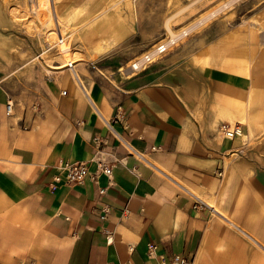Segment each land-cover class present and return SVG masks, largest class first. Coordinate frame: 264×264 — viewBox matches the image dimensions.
I'll return each mask as SVG.
<instances>
[{
  "label": "crops",
  "instance_id": "obj_1",
  "mask_svg": "<svg viewBox=\"0 0 264 264\" xmlns=\"http://www.w3.org/2000/svg\"><path fill=\"white\" fill-rule=\"evenodd\" d=\"M225 62L132 76L131 88L95 85L78 65L92 97L64 75L28 107L0 67V264H172L176 254L190 264H264V159L220 130L222 110L240 108L231 96L256 82ZM259 94L253 86L251 98ZM249 103L257 124L264 111ZM67 161L88 162L92 175L57 180ZM248 216L253 234L241 230L252 242L223 221L240 228Z\"/></svg>",
  "mask_w": 264,
  "mask_h": 264
},
{
  "label": "rangeland",
  "instance_id": "obj_2",
  "mask_svg": "<svg viewBox=\"0 0 264 264\" xmlns=\"http://www.w3.org/2000/svg\"><path fill=\"white\" fill-rule=\"evenodd\" d=\"M67 3L78 8L65 19L71 26L63 31L72 38V45L59 44V50L47 51V42L56 40L51 27L37 22L42 29L36 30L27 25L31 13L37 9L36 0H0V67L8 75L16 102L22 107L40 106L41 97L64 75L71 83L70 75L66 74L70 70L62 65V54L70 50L77 58V67L86 66L95 85L118 84L121 88L133 86L132 76L146 73L154 80L174 66L185 69L193 66L201 71L214 62L223 64L227 60L231 63L229 67L238 71L239 65L241 68L243 65L260 92L258 98L250 99L249 105L255 106L257 99L256 111H264V0H67ZM19 9L27 15L24 19L16 16ZM106 10L115 13L113 20L105 21L90 34L83 33L85 27L80 25ZM46 17L42 14V18ZM55 22L54 19L52 27H62L63 24ZM170 37H177V41L148 67L138 70L129 66ZM122 66L126 70H120ZM78 70L82 76L85 74ZM129 73L134 74L127 77ZM61 88L63 92L66 87ZM81 90L92 97L85 83ZM228 110L223 109L222 116L227 118ZM240 124L250 143L246 154L257 151L264 159V113L255 131L250 132L246 124ZM223 221L253 241L241 230L252 233L254 220L249 216L247 224L240 228Z\"/></svg>",
  "mask_w": 264,
  "mask_h": 264
},
{
  "label": "bare ground",
  "instance_id": "obj_3",
  "mask_svg": "<svg viewBox=\"0 0 264 264\" xmlns=\"http://www.w3.org/2000/svg\"><path fill=\"white\" fill-rule=\"evenodd\" d=\"M57 2H58V4H57ZM36 6H37V9L35 7V9H36L35 13H31V18L29 20L31 22L30 23L28 22L27 25H29L30 27L36 28V30H37V28L39 29L41 24H43V25H45V24L47 25L48 24V26L51 27L50 30L53 31L54 38H56V40L53 41V39H52L51 42L48 41V42H50V45H47V51L53 50L55 48H57L59 50V46L60 45L61 46H65V45L69 44L71 46L72 45V38L71 37L67 38L66 43H63V44H60V45H59V42L57 43V38L60 36L59 35L60 31L58 30V28H61V31L63 32L66 27H68L69 25L71 26V24H69L68 21H65V19H67L68 17L72 16V13L74 12V10H77L78 8L75 7L74 5L73 6L69 5L67 3V0H36ZM83 12H84V10H83ZM42 14L47 15V17L46 18H42ZM16 16L17 17H21V18L24 19V17H26L27 15H25V13L21 12L20 9H19V12L16 13ZM114 16H115L114 12L106 10L102 14L97 15V16H95L93 18H90L85 23H82L80 25V27H85L83 33L90 34V33L94 32L95 30H98L103 24H105V21L109 22V21L113 20ZM54 19L56 21L55 24L56 23H57V25L58 24H63L62 27H60V25L57 28L56 27H52L51 25H52V22L54 21ZM37 22H40L41 24H38ZM74 27L78 28L76 26H74ZM54 43H55V45H54ZM66 47H68V46H66ZM70 61L74 63L73 64L74 67H69L68 66V65H70V63H69ZM62 65L66 66V68L70 69V78H69L70 82L73 85H77L79 88L84 89L83 76H82L81 72L78 70V67H77V58L72 56L70 50H68V51H66V52H64L62 54ZM137 65H138L137 61H134L129 66L137 67ZM125 68H126L125 66H122L120 68V70H126ZM237 70L238 71L242 70L240 65H239V69H237ZM133 74L134 73H129V74H127V77H131ZM253 86H254L253 83L251 81H249L247 88H248L250 94H246V93L245 94H241L237 98L233 97V95L231 96V99L233 101H235L236 104L240 105V108H239L238 111H233V110L229 109L227 111V114H226L228 120L230 121L229 125L232 128H235L237 126H239V128H240L239 133L236 135V136H239L237 138V140H241L245 136V132L243 130V127L241 128V126H240L241 124L240 123L246 124V126H247V128H249L250 132L254 131V126L256 125V117L250 116L248 114V111H247V104L250 102V99H251V96H252V91H253ZM223 134H224V132H223ZM224 136L226 137L225 134H224ZM226 138H228V137H226ZM222 217L224 219L228 220L229 222H231L232 224L234 223L232 221V219L230 217H228L227 215H222ZM261 246H262V244H261ZM263 248H264V246H263Z\"/></svg>",
  "mask_w": 264,
  "mask_h": 264
},
{
  "label": "built area",
  "instance_id": "obj_4",
  "mask_svg": "<svg viewBox=\"0 0 264 264\" xmlns=\"http://www.w3.org/2000/svg\"><path fill=\"white\" fill-rule=\"evenodd\" d=\"M60 31V36L57 38V43L63 44L66 43L67 38L69 37L65 33L61 31V28H58ZM177 41V37H170L168 39H165L163 41L158 42L155 46L154 49L151 51L144 53L138 60H137V67L134 66V68L138 70H143L148 65L152 62H154L157 58V56H160L167 51L170 50V47L172 44H174ZM47 45H50V42H47ZM70 65L69 67H74L73 62H69ZM66 92V90H64ZM15 105V101L13 99L8 100L7 103V112L10 114L13 112ZM240 125V124H239ZM242 128V125H240ZM220 130L224 132L226 137L233 139L240 131L239 126L232 128L229 123L223 122L220 125ZM98 172L101 173H106L108 175H111L113 172V166L106 164V163H99L98 164ZM224 172V166L220 167L219 174L222 175ZM62 173L63 175H57L56 179L57 180H62L65 179V181L69 183H77V182H82L84 181L87 177L92 175V172L90 170V164L86 161H67L64 164H62ZM63 176V177H62ZM101 192L106 191V187H102L100 189ZM109 239H112V236H109ZM148 254L151 258L157 257V244L155 242H150L148 244ZM161 260L163 263H166V257L162 255ZM172 264H190L189 260L186 257H183L180 254L173 255ZM21 264H25V262H22ZM106 264H115L112 261L107 262Z\"/></svg>",
  "mask_w": 264,
  "mask_h": 264
}]
</instances>
